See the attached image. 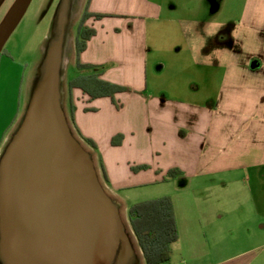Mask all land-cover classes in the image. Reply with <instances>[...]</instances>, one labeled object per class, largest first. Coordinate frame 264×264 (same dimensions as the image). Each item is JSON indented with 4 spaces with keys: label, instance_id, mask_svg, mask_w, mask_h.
I'll return each instance as SVG.
<instances>
[{
    "label": "crops",
    "instance_id": "0c3cea01",
    "mask_svg": "<svg viewBox=\"0 0 264 264\" xmlns=\"http://www.w3.org/2000/svg\"><path fill=\"white\" fill-rule=\"evenodd\" d=\"M209 2L213 12L220 10L217 0ZM168 10L180 9L162 0H91L89 11L111 16L89 18L96 34L80 60L98 66L102 78L130 90L116 94V105L111 97L90 99L81 89H73L76 128L96 144L86 146L103 187L119 206L137 256L129 264H146L131 227L130 207L165 195L173 198L179 231L170 264H264V0H245L239 16L213 30L206 27L211 18L203 12L182 17L205 29L193 45L197 53H192L193 61L220 71L216 93L210 91L216 73L210 72L207 80L204 72L198 75L206 80L201 99L193 94V99L171 96L167 89L158 91L150 85V73H162L167 63H151L148 25L155 26ZM113 18L119 23L103 24ZM168 19L176 23L179 18ZM189 89L201 90L199 80H192ZM65 107L67 113L69 100ZM3 116L0 110V123ZM18 117L0 131V159ZM117 135L123 140L113 145ZM172 168L180 169L185 178L164 180ZM240 174L250 182L251 198H224L218 204L248 203L255 208L256 220L238 218L230 209L216 214L197 197L194 189L230 191ZM206 177L217 182H204ZM193 178L200 180L196 188ZM158 183L171 184L173 192L157 196L150 187Z\"/></svg>",
    "mask_w": 264,
    "mask_h": 264
},
{
    "label": "water",
    "instance_id": "95a60500",
    "mask_svg": "<svg viewBox=\"0 0 264 264\" xmlns=\"http://www.w3.org/2000/svg\"><path fill=\"white\" fill-rule=\"evenodd\" d=\"M29 1L16 0L0 24V55ZM62 44L63 36L50 47L45 72L0 159V257L5 264H129L135 252L119 206L62 104Z\"/></svg>",
    "mask_w": 264,
    "mask_h": 264
},
{
    "label": "rangeland",
    "instance_id": "374dc122",
    "mask_svg": "<svg viewBox=\"0 0 264 264\" xmlns=\"http://www.w3.org/2000/svg\"><path fill=\"white\" fill-rule=\"evenodd\" d=\"M15 1L0 0V24ZM86 1H29L27 8L11 31L0 55V110L4 113L3 120L0 123V131L5 130V127L9 126L17 115L19 117L13 135L19 128L28 108V95L33 91L37 81L45 72L46 58L50 47L53 43L59 41L62 36L63 44L59 83L62 104L64 109L66 108L65 106H67L68 102L67 81L70 77L81 73L75 66V39ZM162 1L168 7L170 3H175L179 6L180 10H168V13L163 15L160 21L153 23L155 26H150L149 22L147 37L148 47L151 49V52H149L151 63L154 62L156 64L158 61L167 63V67L162 73L158 75L150 73V85L158 91L161 88L167 89L171 96L190 99L193 94L195 95L193 97L194 99H201L203 97L204 84H206V80L211 72V75H213L212 73H216L217 78L212 82L210 91L211 93H216L217 82L220 79L219 69L214 65L198 63L196 60L193 61L194 56L192 53L197 54L196 51L194 52L193 45L198 43V39L200 38L198 33H203L205 29L199 28L196 22L191 20L188 22L187 19L183 20L182 17L193 18L200 15L203 16V12L205 16L211 18L210 22L206 24V27L209 30H213L220 23L225 24L233 17L239 16L244 7L245 0H217L220 5V10L215 12L211 10L209 0ZM65 3L67 15L64 20L61 19L62 21L59 22L60 12ZM185 9L187 11L191 9V13H185ZM199 11H201L200 14ZM168 18L179 19H176L177 21L174 23L173 19L169 20ZM118 23L117 19L113 18L106 20L103 24L112 25ZM85 24L94 28L91 25V19H88ZM177 47H180L181 50L177 51ZM202 72L206 74V80L204 81L203 79L205 78H198V75L200 74L201 76ZM192 80H199L201 85V90L196 93H192L189 89ZM66 114L68 118V113ZM73 133L90 153L88 147L77 137L75 131ZM199 181V178H193L191 180V183H195L193 187L196 188L197 182ZM203 181L215 183L217 179L213 181L212 177H206ZM235 181L236 185L231 187L229 189L230 191L209 189L205 192H197L198 190H194L197 197L205 202V207L212 209V211L215 208L216 214H218L219 209L222 212L230 209L238 218L254 217V220H256L255 208L249 206L248 203H246L247 205L239 206H219V201L224 200V198L232 200H248L251 198L250 182H246V175L240 174ZM171 187V184L158 183L150 187V191H156L154 194L158 196L162 194L161 192H173V187ZM136 257L134 255V259L132 260H136ZM0 264H5L1 257Z\"/></svg>",
    "mask_w": 264,
    "mask_h": 264
},
{
    "label": "trees",
    "instance_id": "16d2710c",
    "mask_svg": "<svg viewBox=\"0 0 264 264\" xmlns=\"http://www.w3.org/2000/svg\"><path fill=\"white\" fill-rule=\"evenodd\" d=\"M91 0L86 1L82 14L81 23L75 39L76 68L80 74L70 77L67 81L68 86V121L75 131L77 137L87 146L96 148L93 140L85 138L76 128L75 106L73 105L72 91L79 88L89 96L90 99L101 97H111L117 103L116 94L130 90L128 87L110 82L102 78L99 67L93 64H85L80 60L81 53L86 49L87 42L96 34L95 28L87 26L85 23L90 17L101 19L111 16L104 13H94L89 11ZM123 135H117L112 139L113 145L121 144ZM147 167V165L140 166ZM139 167H133L137 169ZM101 170L104 171L103 166ZM104 173V172H103ZM185 174L178 168L168 170L164 180L184 179ZM103 180L107 181L106 173ZM129 219L135 234L137 244L143 252L146 264H167L171 262L172 245L179 238V231L175 213V205L171 196H163L157 199L141 201L132 205L129 209Z\"/></svg>",
    "mask_w": 264,
    "mask_h": 264
},
{
    "label": "bare ground",
    "instance_id": "6f19581e",
    "mask_svg": "<svg viewBox=\"0 0 264 264\" xmlns=\"http://www.w3.org/2000/svg\"><path fill=\"white\" fill-rule=\"evenodd\" d=\"M22 13H23V11H22ZM22 13H21V14L18 16V18L15 20V22H14V24H13V27H14V25L17 23V21L19 20V18L21 17Z\"/></svg>",
    "mask_w": 264,
    "mask_h": 264
},
{
    "label": "built area",
    "instance_id": "2783aa9c",
    "mask_svg": "<svg viewBox=\"0 0 264 264\" xmlns=\"http://www.w3.org/2000/svg\"><path fill=\"white\" fill-rule=\"evenodd\" d=\"M167 264H170V263H167Z\"/></svg>",
    "mask_w": 264,
    "mask_h": 264
}]
</instances>
